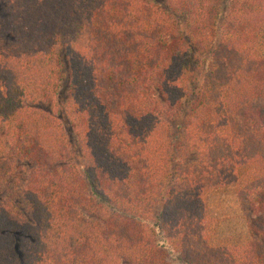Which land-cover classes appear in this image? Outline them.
I'll list each match as a JSON object with an SVG mask.
<instances>
[{
    "label": "trees",
    "instance_id": "trees-1",
    "mask_svg": "<svg viewBox=\"0 0 264 264\" xmlns=\"http://www.w3.org/2000/svg\"><path fill=\"white\" fill-rule=\"evenodd\" d=\"M0 1V264H264V0Z\"/></svg>",
    "mask_w": 264,
    "mask_h": 264
},
{
    "label": "rangeland",
    "instance_id": "rangeland-1",
    "mask_svg": "<svg viewBox=\"0 0 264 264\" xmlns=\"http://www.w3.org/2000/svg\"><path fill=\"white\" fill-rule=\"evenodd\" d=\"M156 6L163 8L164 0H149ZM3 3L0 1V12H3ZM2 8V9H1ZM5 8V7H4ZM259 49L264 53V41L259 45ZM204 70L195 71L190 75V83L198 85L203 76ZM63 87L58 92L57 103L64 105L66 97V84L65 81L62 83ZM48 105L47 107H49ZM46 108V107H45ZM57 111V109H56ZM67 130H69L67 124H65ZM72 140V137H71ZM74 143V141L72 140ZM77 152V148L75 147ZM238 175L240 177V183L243 185L249 181L252 174L248 169H239ZM207 209L210 219L212 220V231L215 235V239L221 243H230L244 240L248 234L246 227L243 222V216L238 208L235 189H223L211 193L207 197Z\"/></svg>",
    "mask_w": 264,
    "mask_h": 264
}]
</instances>
